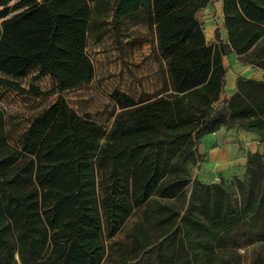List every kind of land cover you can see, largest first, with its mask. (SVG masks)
<instances>
[{
    "label": "trees",
    "instance_id": "obj_1",
    "mask_svg": "<svg viewBox=\"0 0 264 264\" xmlns=\"http://www.w3.org/2000/svg\"><path fill=\"white\" fill-rule=\"evenodd\" d=\"M98 1L0 0V85L45 93L19 82L32 69L59 93L89 82ZM215 1L114 0L115 24L133 19L155 33L167 86L138 99L115 90L120 110L107 129L58 96L12 148L0 108V264H102L105 239L139 208L134 254L120 242L114 264H264V0H221L226 38L216 25L209 42L198 16ZM232 51L263 76H237L225 96ZM231 127L262 143L246 153L236 192L189 168L204 156V135Z\"/></svg>",
    "mask_w": 264,
    "mask_h": 264
},
{
    "label": "rangeland",
    "instance_id": "obj_2",
    "mask_svg": "<svg viewBox=\"0 0 264 264\" xmlns=\"http://www.w3.org/2000/svg\"><path fill=\"white\" fill-rule=\"evenodd\" d=\"M113 2L114 0L90 2L86 52L93 64L94 75L89 83L59 93L52 91L53 79L49 76L35 77L37 69H32L19 82L25 89L35 85L45 93L33 96L0 85V108L5 113L9 146L12 148L16 146L15 141L27 126L29 119L58 96L63 97L77 112L90 113L95 121L107 129L120 110L111 97L115 90L138 99L142 93L151 94L167 86L164 69L156 58L151 28L148 25L123 21L115 24L112 21ZM212 6L215 8V3ZM210 13L214 14L215 10ZM131 39H134L132 45L129 43ZM223 62L228 69L238 75V70L232 66L230 56L223 57ZM230 80L231 75H228V86ZM237 130L236 128L229 134L228 129L222 133L223 139H231L237 146V153L230 163H216L214 161L216 157L210 158L211 155H208V146L215 141V136L206 134L201 138L198 149L204 156L200 162L189 167L193 178L206 184L216 182L223 186H231L236 192L237 181H244L247 175L245 162L239 163V158L241 155L246 156L248 146L253 145L255 141L250 136H246L245 140L240 138ZM259 145L261 152L262 143ZM170 202L176 208H182V201L174 199ZM142 217V208H139L126 220L116 235L105 239L106 257L102 264H114L113 259L118 257V250L121 248L120 242H123L130 255L134 254L136 246L130 234ZM146 225L152 235H157V228L150 224Z\"/></svg>",
    "mask_w": 264,
    "mask_h": 264
},
{
    "label": "crops",
    "instance_id": "obj_3",
    "mask_svg": "<svg viewBox=\"0 0 264 264\" xmlns=\"http://www.w3.org/2000/svg\"><path fill=\"white\" fill-rule=\"evenodd\" d=\"M214 3H215V8L212 6V4H214ZM212 4H208L203 10H201L199 12V16H198V19L200 20V22H202L203 26L205 25L203 28V31H204L205 38L209 42L215 41L214 37H213V31H214V28L216 25H218V27L220 29V35H221L222 39L226 38V31H225V28L223 26V14H222L221 0H216ZM214 10H215L214 14L210 13V11H214ZM214 20L217 23H215ZM122 21L123 22H130L132 24H141L140 22H136L133 19L132 20H121L120 22H122ZM152 33H153V38H154V48H155V52H156V56H157L156 58L162 64V68L164 69L165 68V65H164L165 62H164V60L159 58L157 55L156 36H155L154 32H152ZM129 43L132 45L134 43V39L129 40ZM226 56H230V59L232 60V66L234 67V69L238 70V75H236L235 72H233L231 69H228L226 64H224L227 67V73L225 76V96H229L233 93L234 86H235V80H236L237 76L254 78L256 80L262 79L263 71L261 69H259L257 67H253L250 64H245V63L239 61L237 59V55L233 51ZM226 56H224V57L226 58ZM164 74H165V77H167L165 69H164ZM228 75H231V80H230L229 86L227 85ZM89 82H87V83H89ZM87 83H85V84H87ZM85 84H83V85H85ZM232 128H233V130L230 131V129H232ZM228 129L230 131L229 132V134H230V133H233V131L236 128L231 127ZM228 129L221 128V129L217 130L216 132L211 133L213 136H215V141L211 145L208 146L209 147L208 155L209 154L211 155L210 158L216 157V159L215 160L213 159V160L219 164L230 163L231 160L234 158L235 154L237 153V146L231 141V139L226 140V139L222 138V133ZM237 129H238L237 131H238V135L240 138L245 140L246 136H250V137H252V139H255V141L253 142V145L248 146L247 152H255V151H259L261 149V146L259 145L261 143H259V141L257 140L258 139L257 134L249 132V131H245L242 128H237ZM199 144H201V143H199ZM213 144H218V145H213ZM239 161H240L239 163L246 162V156L241 155V157L239 158Z\"/></svg>",
    "mask_w": 264,
    "mask_h": 264
}]
</instances>
